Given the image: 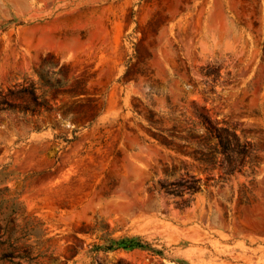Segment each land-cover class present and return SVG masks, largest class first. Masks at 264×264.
I'll return each mask as SVG.
<instances>
[{
	"label": "rangeland",
	"instance_id": "1",
	"mask_svg": "<svg viewBox=\"0 0 264 264\" xmlns=\"http://www.w3.org/2000/svg\"><path fill=\"white\" fill-rule=\"evenodd\" d=\"M181 261L264 264V0H0V264Z\"/></svg>",
	"mask_w": 264,
	"mask_h": 264
},
{
	"label": "trees",
	"instance_id": "2",
	"mask_svg": "<svg viewBox=\"0 0 264 264\" xmlns=\"http://www.w3.org/2000/svg\"><path fill=\"white\" fill-rule=\"evenodd\" d=\"M224 149H227V145L225 144ZM102 246H94V252H102L109 253L115 251H143L148 252L156 256H162L161 251L153 249L150 245L143 243L140 238L132 237V238H122L120 240H102ZM178 264H186L185 262H178Z\"/></svg>",
	"mask_w": 264,
	"mask_h": 264
}]
</instances>
